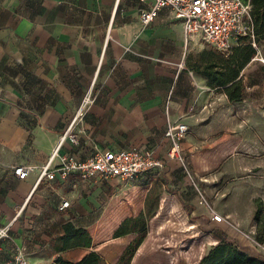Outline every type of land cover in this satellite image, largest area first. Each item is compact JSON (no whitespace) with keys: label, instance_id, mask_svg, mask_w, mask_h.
Returning <instances> with one entry per match:
<instances>
[{"label":"crops","instance_id":"crops-1","mask_svg":"<svg viewBox=\"0 0 264 264\" xmlns=\"http://www.w3.org/2000/svg\"><path fill=\"white\" fill-rule=\"evenodd\" d=\"M141 8L138 0H0V226L11 222L15 209L26 203L11 230L15 242L32 251V264H80L84 249L54 252V240L65 223H73L79 203L97 191L104 195L121 187L85 185L75 179L43 183L27 201L37 173L18 180L11 172L14 165L44 164L90 88L96 99L84 128L96 143L112 150L151 149L156 158H163L169 147L164 137L167 121L182 122L190 132L202 127L216 109H256L229 104L195 71L190 74L191 69L178 65L179 55L195 41L185 46L180 24L164 10L142 26ZM258 47L239 74L243 102H252L258 89L249 75L253 63L264 60V41ZM222 98L226 105H212ZM68 148L65 143L62 151ZM184 173L176 161L165 165L160 177L172 193L165 191L161 198L171 201L168 208L178 200L187 204L190 222L210 231L220 223L210 220L209 205L192 197ZM139 179L146 182L122 187L130 204H140L138 213L151 181L157 180L152 173ZM62 199L71 206L59 211ZM216 236L209 234L210 245ZM140 253L141 247L136 251Z\"/></svg>","mask_w":264,"mask_h":264},{"label":"rangeland","instance_id":"rangeland-1","mask_svg":"<svg viewBox=\"0 0 264 264\" xmlns=\"http://www.w3.org/2000/svg\"><path fill=\"white\" fill-rule=\"evenodd\" d=\"M196 40L179 55L177 64L183 68L200 64L203 55L213 52L210 46ZM253 67L249 75L258 87L256 96L252 102L239 104L256 105V109L253 112L216 109L202 127L188 131L182 141L185 145L181 143L185 166L182 168L192 197L202 199L203 204L212 207L224 220L205 231L203 226L190 222L189 206L181 200L172 202L168 208L171 201L161 198L165 195L163 191L157 211L146 222L145 238L139 246L141 253L135 252L129 264H199L212 247L208 237L212 233L218 237L212 244L217 245L226 236V242L241 250L246 248L264 261L261 253L264 244L255 241L256 226L252 222L255 202L260 200L264 204V109L259 107L264 105V63L255 61ZM212 103L222 107L226 100L217 99ZM160 172L152 174L162 182ZM140 180L127 186L146 182ZM125 190L121 186L104 195L97 191L89 200L79 203L72 224L86 229L92 238L90 248L81 250L80 264H117L122 252L137 237L135 233L114 237L122 220L138 213L140 206L129 203L123 195Z\"/></svg>","mask_w":264,"mask_h":264},{"label":"built area","instance_id":"built-area-1","mask_svg":"<svg viewBox=\"0 0 264 264\" xmlns=\"http://www.w3.org/2000/svg\"><path fill=\"white\" fill-rule=\"evenodd\" d=\"M138 2L142 6L138 15L142 26H148L164 10L171 20L180 24L185 46L197 39L211 49L227 54L237 44L238 38L252 37L250 5L242 0ZM252 45L256 47L255 44ZM258 61L264 63L262 59ZM95 99L93 89L90 88L79 102L66 129L59 135L44 164L11 167L12 174L18 180H25L32 173H37L27 201L43 183L62 184L75 179L78 183L91 186L125 187L145 174L162 171L168 162L176 161L185 167L181 143L189 128L182 122L167 121L164 137L168 140L169 147L163 158L154 157L151 149L112 150L100 147L84 128L87 111ZM65 143L69 144V148L63 152ZM200 201L203 203L202 199ZM25 204L15 209L11 222L0 226V264H32L29 261L32 251L25 244L18 245L11 230L13 223L21 216ZM70 206L69 200L62 199L59 211L67 210ZM208 215L212 222L221 223L224 220L210 207ZM253 244L260 248L258 244ZM51 264L59 263L54 261Z\"/></svg>","mask_w":264,"mask_h":264},{"label":"trees","instance_id":"trees-1","mask_svg":"<svg viewBox=\"0 0 264 264\" xmlns=\"http://www.w3.org/2000/svg\"><path fill=\"white\" fill-rule=\"evenodd\" d=\"M250 5V19L252 37L244 36L237 40L229 53H220L213 50L201 57V63L190 66V72L195 71L206 80L207 86L217 92H222L229 104H239L244 100V84L240 72L255 56L257 49L252 43L258 45L264 41V0H242ZM162 179V178H161ZM163 191L172 193L166 188V182L155 180L148 189L143 210L135 217H130L121 222L114 237H122L130 233L137 237L128 244L122 252L117 264H129L134 253L145 238L146 222L153 217L158 209L160 195ZM252 222L256 226L255 241L264 244V204L260 200L255 202ZM62 235L58 236L51 249L54 252H65L75 248L88 249L92 238L84 228L75 227L72 223L62 226ZM92 264H104L102 262ZM199 264H264V261L251 256L236 245L226 242L223 236L217 245H214L200 260Z\"/></svg>","mask_w":264,"mask_h":264}]
</instances>
